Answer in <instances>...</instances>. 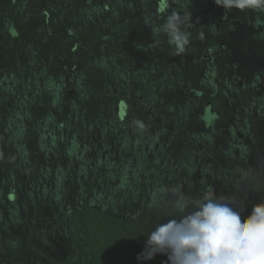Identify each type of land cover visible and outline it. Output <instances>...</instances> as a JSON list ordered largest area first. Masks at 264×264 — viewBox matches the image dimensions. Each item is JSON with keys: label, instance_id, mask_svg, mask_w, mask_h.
Masks as SVG:
<instances>
[{"label": "trees", "instance_id": "obj_1", "mask_svg": "<svg viewBox=\"0 0 264 264\" xmlns=\"http://www.w3.org/2000/svg\"><path fill=\"white\" fill-rule=\"evenodd\" d=\"M172 10L190 11L194 23L181 55L145 24H162ZM258 23L264 11L214 0H0V264H139L155 223L128 206L170 207L173 189L231 197L245 215L264 201V89L258 96L229 75L237 61L219 40ZM226 103L243 113L222 147L243 150L249 164L203 173L196 188L185 181L195 162L181 161L183 178L166 182L188 121L215 119L209 152L230 123ZM111 149L128 159L113 160Z\"/></svg>", "mask_w": 264, "mask_h": 264}, {"label": "clouds", "instance_id": "obj_2", "mask_svg": "<svg viewBox=\"0 0 264 264\" xmlns=\"http://www.w3.org/2000/svg\"><path fill=\"white\" fill-rule=\"evenodd\" d=\"M214 2L226 10L264 11V0ZM145 24L155 37H167L175 55L185 53L190 45L187 28L194 25L190 11L172 10L162 24L150 20ZM171 194V211L164 213L167 222L149 233L137 255L139 264L156 255H166L165 264H264V201L252 205L245 215L244 208L228 196L205 194L193 199L176 189Z\"/></svg>", "mask_w": 264, "mask_h": 264}, {"label": "flooded vegetation", "instance_id": "obj_3", "mask_svg": "<svg viewBox=\"0 0 264 264\" xmlns=\"http://www.w3.org/2000/svg\"><path fill=\"white\" fill-rule=\"evenodd\" d=\"M237 24H239V23H237ZM250 25L251 24L238 26L236 28L237 34H236V32L229 30L228 32H225L227 38L222 36V39H219V40H222V43L224 44V46L226 45L227 49H230V52H231L230 56L236 58V61H237L236 67H235L236 71L233 73V71L230 69L229 75L233 76V79H234L235 75L237 77H241V79L239 80L240 84L241 85H244V84L249 85L248 88H250V91H255L257 93V95L259 96L260 93H262L261 89H264V80L261 79L262 75H264V60L260 57L262 55L261 50L264 48L263 44H262V41L264 39L261 38L262 40H260L258 42L256 40V37H255V32L262 33V30L264 29V27L261 26L259 23L257 24L259 26H257L256 28H251V27H249ZM247 27H249V28H247ZM250 31H252V32H250ZM249 32L251 33V34H249L250 38L248 37ZM228 35H231V38L230 37L228 38ZM236 35H238V37L241 39V44H239L235 50V49H233L234 43H230V39L234 40L236 38ZM244 45L248 46V48L243 49L242 47ZM228 46H229V48H228ZM238 50H240V51H238ZM233 51H236V52H233ZM204 56H206V55H204ZM238 57L240 58L239 61H238ZM246 58H249L250 61L253 62V63H251V68H250V61H246ZM245 70L246 71L248 70L249 72L251 71L250 75L245 76V73H246ZM258 72H261V76H258L259 79H256L255 76L257 75ZM213 73H215V72H213ZM254 83H255V85H254ZM258 86L260 87V90H258V88H257ZM211 104H212L211 102H208L206 106L208 107ZM204 112L205 111H203V113ZM193 121L196 124V127H199L198 123L195 120H193ZM212 121H213L212 124H214V122H215L214 119ZM205 123L206 122L203 120L202 125H204ZM227 136L229 137L230 134H227ZM192 137L194 139L196 136L193 134ZM239 145H241V144H239ZM232 153H230V154H232ZM239 153H240V151L236 150L237 157L234 160L233 155H230L228 152V155L226 156V159H225L227 161L226 164H230L232 167H235V165H237V161H244L245 158L238 160L239 159L238 158ZM190 154H191L190 151L184 150L183 148H179V150L177 149L171 154L173 156V158L177 159V161L174 162L173 164H169V168H168L169 172H167V175L164 178V180H166V182H172L175 179L176 180L181 179L180 174H182V173H178V170L181 169V167L184 165V163H187V166L191 164V161H193V160H190V156H189ZM120 156H121V158L122 157L127 158L128 154H126V152H122V154ZM205 156H206V158L208 157L207 153ZM200 158L201 157L196 156V160H199ZM208 159L210 161L209 170L212 171L213 169H215V167H213L214 166V159H212L211 157H208ZM196 160H195V162H196ZM181 161H183L182 162L183 165H182ZM246 165H247V163L245 162L242 167H244ZM250 165H251V162H250ZM236 169H238V168L236 167ZM203 173H206V172H203ZM203 173H199V175L197 177H195L197 180L195 182L196 188L202 187V185L198 182L205 179V177L202 175ZM206 184H209L208 181H206Z\"/></svg>", "mask_w": 264, "mask_h": 264}, {"label": "crops", "instance_id": "obj_4", "mask_svg": "<svg viewBox=\"0 0 264 264\" xmlns=\"http://www.w3.org/2000/svg\"><path fill=\"white\" fill-rule=\"evenodd\" d=\"M222 36H223V34H222ZM224 37H226V35H224ZM229 37L231 38V35H228V38ZM230 40L233 41L234 43L238 42V44H241V39L238 37V35H236V38L234 40L233 39H230ZM204 109H203V111H204ZM203 111H202V113H203ZM195 116L197 117V114ZM211 119L210 120L209 119L206 120V123L204 125H202L203 119L200 120L199 122L197 121V119H191V120H195L198 123L199 127H196V124L193 121H191V120H190L191 122L188 121V122H190V124H189L190 128L193 129V130H190V131L193 132V134L196 137L193 139V137L189 134L190 132H188V135L184 136L183 137L184 139H179V142H178V144L180 145L181 148L191 152V154L189 156H190V160H193V161H191L192 164H190V167L193 166V162H195L196 156L201 157L199 160H196V162L194 163L195 168H194L193 171H195L196 174L193 175V178L192 177H188V176L185 177L186 178L185 181L187 180V182H190V183L194 184V186H195V182L197 181L195 177L198 176L196 171L202 173V171H200V169L202 168V170H204V172H206V173L215 172L214 169L212 171L209 170L210 163L208 164V166H206V164L208 163V157H210L209 154H211L212 152H215L216 148L219 149L218 155H219L220 158L218 159V161L219 162L223 161V166H221L222 167L221 172L222 171H224V172L239 171V170H242V168H243L242 166L244 165L245 162H247L249 164V159L247 160V155H246V153L243 150H240V153H239V156H238V158H239L238 160H241V159L245 158L244 161H237V165H235V167H232L230 164H226L227 161L225 159H226V156L228 155V151H227V148H223L222 147L223 146L222 143H223V141H225L228 138L227 134H230V133H227L226 130L229 129L230 126H232L234 124V123H231V122L226 127L224 126L225 131H224L223 136L219 137V139H216L214 141L215 148H212L211 151L208 152V150L211 148V146H210L211 139L210 138L212 136H214V135H212L210 133V129L212 128L211 126H212V122H213L212 121L213 119L212 120ZM192 124L194 125V128L192 127ZM208 136H210V137H208ZM244 146H245L244 143H242L241 147H244ZM110 153H114L113 154V160H117V161H121L122 160V158L119 155L118 151L114 152L113 149H111ZM206 153H207V156H208L207 158L205 156ZM230 155H233L234 160L237 157L236 152H233ZM126 159H128V157ZM236 167L238 169H236ZM128 172H130V170ZM236 176H239L238 172H237ZM181 178H183V177L181 176ZM120 182L121 181H119V182L116 181V182H112V184L113 185L114 184H116V185L118 184V186H119ZM200 182L201 181H199L198 183H200ZM120 186H125V189H126L127 184L122 183V185H120ZM13 194L16 197H21L22 194H21V188H20L19 185H18V189L16 188L15 192ZM8 195L11 197L12 194L8 193ZM112 196H115V195H112ZM10 200H12V199H10ZM136 203L138 204V202H136ZM131 204H134V203H131ZM139 209H140V207L138 206V210ZM136 212H139V211L136 210Z\"/></svg>", "mask_w": 264, "mask_h": 264}, {"label": "rangeland", "instance_id": "obj_5", "mask_svg": "<svg viewBox=\"0 0 264 264\" xmlns=\"http://www.w3.org/2000/svg\"><path fill=\"white\" fill-rule=\"evenodd\" d=\"M220 37H222V36H220ZM238 45H239L238 42L236 44L234 43L233 49L236 50V48H237ZM242 48L243 49H247L248 46L244 45ZM238 51H240V50H238ZM233 52H236V51H233ZM163 54L164 55L161 54L160 56H165L167 53L164 52ZM261 54H262V51H261ZM260 57L262 58V56H260ZM173 59L176 60L177 57H173ZM262 59L264 60V58H262ZM251 63H253V62L250 61V68H251ZM250 72L247 70L246 73H245V76L246 75H250ZM180 93H182V91H180ZM253 93H256V92H253ZM230 104L229 103H226V106L229 108V111H230V117H229L227 123H229V122L233 123L232 120H234V116L237 115V114L243 113V110H241V109L234 110L233 109L234 107L232 108V105H230ZM260 105H262V103H260ZM238 108H240V107H238ZM212 116H213V114H212ZM232 129H233V132L236 134L235 135V138H236L235 144H237V145L242 144L241 142H238V140H237V138L239 137V135H242V133H240V132L237 133L234 126H233ZM189 132H190L189 134L192 136L193 135V132H191V131H189ZM226 132L229 133V129H227ZM209 163H210V161L208 159V163L206 164V166H208ZM219 166H223V161L216 162L214 164L215 169H218ZM200 171H202V173L204 172V170H202V168L200 169ZM199 173L200 172L197 171V174L198 175H199ZM119 184L122 185V182H120ZM125 184H128V183H125ZM213 186H215V183H214ZM183 193H184V191H183ZM215 194H216V192L214 193V196H215ZM216 195H218V194H216ZM162 201L163 200H161V199L154 200L153 203L150 206H148V207L147 206L146 207H141L139 209V210H141V212L138 213V220H140V222H142V223L143 222L147 223V221H154V223L156 225L159 224V223H166L167 222V218H165L164 213L166 211H171V208L168 205L166 206L165 204H162ZM138 206H139V204L134 203L132 205H129L128 208L131 209V210H133L134 212H136V210H138ZM149 207H151V208H149ZM155 224L153 225L154 227L156 226ZM147 228H150V226L147 225Z\"/></svg>", "mask_w": 264, "mask_h": 264}, {"label": "water", "instance_id": "obj_6", "mask_svg": "<svg viewBox=\"0 0 264 264\" xmlns=\"http://www.w3.org/2000/svg\"><path fill=\"white\" fill-rule=\"evenodd\" d=\"M212 112V111H211Z\"/></svg>", "mask_w": 264, "mask_h": 264}]
</instances>
